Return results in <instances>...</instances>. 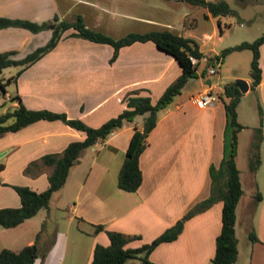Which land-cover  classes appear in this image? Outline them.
<instances>
[{
	"label": "crops",
	"instance_id": "crops-1",
	"mask_svg": "<svg viewBox=\"0 0 264 264\" xmlns=\"http://www.w3.org/2000/svg\"><path fill=\"white\" fill-rule=\"evenodd\" d=\"M21 1L0 0V15L19 14L20 10H26L22 8L23 6L31 5L36 0H27L24 4ZM76 1L89 8L98 7L101 11L108 10V8H101L105 6L94 0ZM100 1L103 3L102 0ZM50 11L52 12L48 15L49 17L52 14L62 17L57 7ZM181 11L184 15L189 14L188 9L182 8ZM61 12L63 16L65 13L80 14L84 23H87L88 25H86L89 27H98L99 25L91 20L93 18L89 20L90 22L84 20L92 15H98V13L96 15L93 14L94 12L90 13L86 8L81 7L77 12L70 13V9L65 6ZM200 14V17L208 24L197 31L195 29L197 17L189 15L190 20L185 17L182 21L181 30L184 31L180 34L195 38L202 56L207 58V55H216L219 52L213 46L208 48H202V46L207 41L213 44L211 38L217 36L213 18L217 22L218 32H221L219 24L220 17L223 15L211 16L207 14L205 8ZM127 15L143 24L168 25V21L154 20L148 15L132 12H128ZM28 19L37 21L35 17ZM8 27L16 26L0 28V36L4 38V43L9 41L6 33L17 32L21 36L20 42L5 48H14L17 52L14 54L15 57H20L31 48L42 44L50 34L49 28L31 32L22 27H18L21 28L19 31H12ZM68 32L69 29L65 30L53 48L18 74L14 80L16 88L13 92L6 90L4 92L5 99L10 103L3 104L1 112L6 110L7 106L16 105V100L9 99L11 94L16 93L27 108L63 111L69 117H78L90 126H97L108 117L117 114L125 106V94L135 90L137 94L148 95L151 102H154L165 86L181 71L175 59L158 49L150 40L134 41L120 46L115 58L109 62L108 58L112 53L111 45L69 35ZM176 33L179 32L176 31ZM24 39L25 42L19 51ZM3 49L4 47L0 50ZM215 61H218L219 64V58H216ZM213 62L214 59L211 63ZM258 65L260 78L253 89L249 88V76L230 74L231 77L240 76L247 82L248 88L242 92L240 98L248 90L257 92L258 103L262 108L260 164L253 172L247 169L249 173L244 176L243 180L240 177L237 157L238 136L244 127L237 132L235 164L238 168L242 193L235 205L234 234L237 222H244V225L247 226L244 237L249 241L247 247H244L247 249L244 264L249 262L264 264V42L259 45ZM220 77L218 69L215 75H209L202 63H199L194 76L187 78L180 93L157 111L155 125L147 133L146 145L138 156L141 181L135 190H124L128 195L121 193L123 189L119 190V187L115 191L117 197L112 189H108L109 187L103 194L101 192V196L93 189L90 182L94 184L97 181L102 182L103 176L96 174V171L93 174L90 172L93 167V162L91 164L90 161L95 158H93V154L90 156V153L94 151L95 155L103 158L106 152H109L108 159L114 157V160L120 165L131 132L134 127L138 129L142 127L145 113L136 114L131 120L123 121L105 138L83 148L75 162L76 165L71 167L72 169L75 166L72 176H76L78 181L73 198H71V204H73L67 207V209L73 210V213H69L67 217L75 215L81 221H85L88 226L101 223L103 228L94 233L90 229L83 231L90 240L84 247L85 256L81 264H88L95 243L103 245L108 243L109 240L104 229L137 234V238L126 243L127 246H137L149 241L165 227L172 224L195 200L207 196L209 192L208 164L217 165L226 144L224 108L220 98L209 105L197 106L191 102L190 96L206 87L209 82L206 80L207 78L214 81L213 83L220 82V85H216L220 90L222 87ZM213 78L214 80H212ZM240 98L236 105V119L244 126L247 124L239 118L237 109L238 103L241 101ZM256 123H258V117ZM252 133L253 131L250 133L249 140H251ZM83 137L82 130L75 129L59 119H37L14 131H5L0 134V151H5L3 160L0 161L2 164L0 168V207L19 205V197L10 184L27 185L37 191L46 187V176L51 166L41 165L37 174H25L22 169L28 161L44 153L59 152L69 141L81 140ZM83 160L90 164L85 177L80 180V173L76 169L79 164H83ZM96 162H98L94 166L96 170L100 171L102 167L104 170H108L107 160L98 159ZM88 176H90V180H87L88 184H86ZM113 183L116 184L115 181ZM243 184L245 187L249 185L251 190L248 189L250 191L247 197L242 200L240 198L244 192ZM257 192L260 193L258 200L255 199ZM80 199L85 200L88 204L79 206ZM221 203L220 200H217L206 209L187 218L177 237L170 241L159 242L149 251L148 260L154 264H172L174 261L207 264L213 255L214 238L220 228ZM237 207L241 208L239 215H237ZM77 227L79 231L83 230L79 225ZM249 230L255 233L256 241L249 240ZM186 246L189 248L185 251ZM236 246L237 258L239 255L237 238ZM89 251L90 254H88ZM58 262L60 264H80L76 261H65L62 257ZM125 264L130 263H127L126 260Z\"/></svg>",
	"mask_w": 264,
	"mask_h": 264
},
{
	"label": "trees",
	"instance_id": "trees-1",
	"mask_svg": "<svg viewBox=\"0 0 264 264\" xmlns=\"http://www.w3.org/2000/svg\"><path fill=\"white\" fill-rule=\"evenodd\" d=\"M190 5L205 8L211 16L235 15L226 0H182ZM243 1V0H239ZM206 15V14H205ZM52 26L49 28V24ZM16 26L25 28L31 32H37L44 28L50 29L48 38L20 57H15L14 49L0 50V72L3 67L17 65L14 74L3 81L0 76V88L5 92L4 84L15 80L18 74L29 64L37 60L44 53L55 46L62 33L69 29L68 34L79 36L91 41L107 43L112 46V53L108 58L111 62L117 49L134 41L150 40L163 52L171 55L181 71L168 83L154 102L148 95H140L135 90L125 94V106L115 115L108 117L97 126H90L78 117H69L63 111H55L47 108L32 109L23 105L18 94H11L10 100H16V105L7 108L0 113V134L5 131H14L37 119H59L67 125L82 130L84 137L81 140L69 141L59 152H48L26 163L22 172L25 174H37L41 165L51 166L47 173V185L42 190H34L27 185L10 184L19 197L18 206L0 207V225L11 227L23 219L32 216L39 208L47 207L51 194L60 188L66 179L69 168L78 159L83 148L92 145L95 141L103 139L114 128L119 127L123 121L131 120L134 115L145 113L140 129L134 127L128 139L123 158L120 162L116 185L126 190H135L141 181V171L138 165L139 153L146 145V136L155 125L157 111L164 107L173 97L180 93L181 87L188 77L194 76L195 69L203 55L198 49L195 38L185 36L172 31L170 28H150L142 31H128L118 37H112L100 30L87 26L80 14H75L72 19L58 17L53 14L47 21H35L23 17H11L0 15V28ZM264 42V31L251 40H241L233 45L220 49L216 55H207L205 66L213 59L219 58L225 53L242 48L251 51L248 75L250 77L249 88L253 89L259 82L260 68L258 65L259 45ZM204 68V67H203ZM242 92L233 83V80L222 84L217 92L221 99L225 114L226 144L222 156L217 163H209L207 167L209 176V192L207 196L189 205L183 213L169 226L155 235L147 242L137 246H127L126 243L137 238V234L123 233L117 230L104 229L108 243L106 245L95 243L92 248V256L88 264H125L130 258H138L141 264H152L148 260L149 251L159 242L170 241L180 233L184 221L190 216L206 209L213 202L220 200V228L214 238V252L209 258L208 264H232L236 258L237 246L234 234L235 205L242 193L238 168L235 164V151L237 144V132L243 127L236 119V104ZM4 104L3 102L1 103ZM1 105V106H2ZM258 123L253 127V133L248 145L247 168L253 172L260 164V142L262 140V108L256 104ZM9 152V151H8ZM2 164L0 163V168ZM260 198L256 193L255 199ZM91 232H97L103 228L101 223L91 224ZM250 241H256L257 237L252 230L248 231ZM34 246V251L32 247ZM41 256L43 252L38 250L36 243L22 245L17 250L7 247L0 248V264H32V256ZM248 264H252L249 262Z\"/></svg>",
	"mask_w": 264,
	"mask_h": 264
},
{
	"label": "rangeland",
	"instance_id": "rangeland-1",
	"mask_svg": "<svg viewBox=\"0 0 264 264\" xmlns=\"http://www.w3.org/2000/svg\"><path fill=\"white\" fill-rule=\"evenodd\" d=\"M27 0H22L21 2L24 4ZM68 1V2H67ZM36 0L31 5L27 4L22 8L26 9L25 11L20 10L19 14L13 15L11 17H26L32 18L39 21H47L51 17L48 15L52 12L54 7L59 10V13L62 17L66 19H72L74 17L73 14L65 13L64 16L61 10L66 8L70 9V13L77 12L79 8L83 7L89 10V12H94L93 14L98 15L94 17H89L84 19L86 22H90L91 18L92 21L97 22L99 25L97 26H90L95 28L96 30H100L106 34H109L112 37H118L121 34H124L128 31H141L150 28H161L167 27L170 28L174 32H183L181 30L183 27V19L188 17L190 20L189 15H194L197 18V22L195 25V29L199 31L202 26H206L208 22L204 20L200 14V12L204 9L201 6L190 5L182 0L178 3L169 2L166 0H94L98 4H103L105 7H101L103 9L108 8L107 11H101L98 7L96 8H89L84 6L82 3L76 0ZM229 6L236 11L235 15H224L220 17V27L221 32H218L217 22L215 18H213V26L216 28V35L212 37L213 44H210L208 41L202 48H208L213 46L220 51L221 48L233 45L241 40H251L258 34L264 31V0H226ZM53 3V4H52ZM182 3V4H181ZM70 4V5H69ZM185 8L188 9V15H184L181 9ZM61 9V10H60ZM132 12L134 14H142L151 16V19L158 20V21H168V25H156L157 23H140L138 20L131 19L127 13ZM95 18V19H94ZM186 18V20H188ZM91 21V22H92ZM84 22V21H83ZM92 22V23H94ZM87 24V23H86ZM90 24V23H89ZM95 24V23H94ZM88 25V24H87ZM97 25V24H96ZM52 26V23L49 24V28ZM8 29L12 31H19L18 27H8ZM6 30V31H10ZM43 30H46L44 28ZM2 35V34H1ZM7 38L9 39L8 42L5 41L4 38L0 36V49L2 47L7 48L11 46V44H17L21 40L20 34L17 32H10L6 33ZM3 42V43H1ZM25 39L20 45L24 44ZM5 44V46H4ZM14 49V48H8ZM18 49V48H17ZM32 49V48H31ZM24 50V49H23ZM27 52V51H26ZM17 54V52H16ZM251 51L249 48H242V49H235L231 50L220 57L219 64L217 65V69L219 72L221 84L225 81L233 80L235 77H231L230 74H237V75H248L249 70V60H250ZM202 63V66L205 68V64ZM18 69L17 65H10L3 67L0 76L2 80L5 81L6 77L11 74H14L15 71ZM216 74V73H215ZM214 74V75H215ZM213 75V74H211ZM240 77V76H236ZM214 80V78L212 79ZM212 83L214 81H211ZM215 86L220 85V82L213 83ZM217 87V86H216ZM4 88L7 92H13L16 88V81L10 80L6 81L4 84ZM241 96V95H240ZM240 98V97H239ZM240 103H238L237 109L239 111V118L243 120L247 125H244L242 130L239 133L238 139V167L240 170V177L243 180L244 176H246L249 171L246 167V146L249 140L250 133L253 131V126H255V122L257 120L258 114L256 112V104L258 101L257 92L254 91H247L243 97L240 98ZM239 101V100H238ZM4 105H8L10 103L9 100L5 99L4 93L0 88V110H1V103ZM237 105V104H236ZM7 108H11L7 106ZM1 112V111H0ZM140 122V118L138 119ZM252 127V128H251ZM252 130V131H251ZM250 142V140H249ZM249 145V143H248ZM248 147V146H247ZM94 155L93 161H90L91 164L93 162V167L91 168L90 172L93 174L96 171V174L99 176H103V181H97L95 184L90 182L93 189L98 192L101 196L104 192L108 189H112V192H115L118 188L113 181L116 182L117 172L119 165L114 160V157L108 159L110 155L109 152H106L104 157H98L95 155L93 151L90 153ZM4 154L0 156V161L3 160ZM98 159L103 161L107 160V164H109L108 170H104L103 167L101 170H96L94 166L98 163ZM91 160V157H90ZM108 160H111L110 162ZM81 163V162H80ZM83 164L78 165L77 172H79L80 180H83L85 177V173L87 172L88 165L86 160H83ZM76 165V163H73ZM71 166V167H72ZM69 168L67 178L65 179V183H63L58 190L51 194L47 207L39 208L32 216L23 219L18 224L11 226V227H3L0 225V248L7 247L12 250L19 249L24 244L29 243H36L38 250L43 252V255L34 256L32 260V264H60L58 260L62 257L66 261L71 262H78L81 264L83 257L85 256L84 247L87 245L88 240L90 238L83 233L85 229H92L91 224L85 223V221H81L77 216L72 215L71 217H67L69 213H73V210L67 209V207L71 204L73 198V193L75 192L76 182L78 181L76 176H72L74 168ZM99 168V165L97 166ZM88 176L86 178V184L90 180ZM88 180V181H87ZM109 187V188H108ZM108 188V189H107ZM251 188L248 186L245 187L243 184V194L240 199H244L247 197L248 193ZM121 190V188L119 189ZM121 193L126 194V191L121 190ZM128 195V194H126ZM114 199V198H113ZM112 201L114 202L115 199ZM199 200V199H197ZM195 200L194 202H196ZM241 200V201H242ZM77 202V199H76ZM111 202V201H110ZM193 202V203H194ZM88 202L85 200L80 199L79 206H86ZM241 207V205H240ZM241 208L237 207V215H239V211ZM75 214V212H74ZM79 225L82 228V231H79L77 227ZM246 228L247 226L244 225V222H237L235 226V235L238 242L239 247V255L236 260L232 264H244V259L247 253V249L244 247L248 245L249 241L246 236ZM189 248L188 246L185 247L186 249ZM245 249V250H244ZM90 254V251L88 252ZM62 255V256H60ZM237 256V255H236ZM87 260V259H86ZM199 262V259H198ZM127 263L130 264H141L138 258H130L127 259ZM191 264L190 262L186 261H174L172 264ZM154 264V263H152ZM198 264V263H197ZM208 264V263H207Z\"/></svg>",
	"mask_w": 264,
	"mask_h": 264
},
{
	"label": "built area",
	"instance_id": "built-area-1",
	"mask_svg": "<svg viewBox=\"0 0 264 264\" xmlns=\"http://www.w3.org/2000/svg\"><path fill=\"white\" fill-rule=\"evenodd\" d=\"M199 61H206L205 56H201L199 58ZM217 65L218 62L215 61L214 63H209L207 64L206 67V73L211 75L215 74L217 71ZM217 90L218 88L211 82L209 81L208 84H206V87L202 90L197 91L196 93L192 94L190 96V100L193 104L197 106H206L217 100Z\"/></svg>",
	"mask_w": 264,
	"mask_h": 264
},
{
	"label": "water",
	"instance_id": "water-1",
	"mask_svg": "<svg viewBox=\"0 0 264 264\" xmlns=\"http://www.w3.org/2000/svg\"><path fill=\"white\" fill-rule=\"evenodd\" d=\"M207 81H209L210 79L207 78L206 79ZM233 83L238 87V89L241 91V92H244L247 88H248V85H247V82L245 81V79L241 78V77H235L233 79ZM5 151H0V156L2 154H4ZM33 251H34V246L32 247ZM34 257V255L32 257H30V259H32Z\"/></svg>",
	"mask_w": 264,
	"mask_h": 264
},
{
	"label": "clouds",
	"instance_id": "clouds-1",
	"mask_svg": "<svg viewBox=\"0 0 264 264\" xmlns=\"http://www.w3.org/2000/svg\"><path fill=\"white\" fill-rule=\"evenodd\" d=\"M205 57H206V56H205ZM214 62H215V59H214ZM214 62H213V63H214ZM217 62H218V61H217ZM217 67H218V66H217ZM209 79H210V78H209ZM209 81H210V80H209ZM208 83H209V82H208ZM218 91H219V89L217 90V92H218ZM217 99H218V98H217Z\"/></svg>",
	"mask_w": 264,
	"mask_h": 264
}]
</instances>
